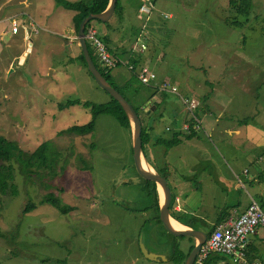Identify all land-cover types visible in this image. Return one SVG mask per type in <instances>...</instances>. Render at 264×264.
I'll list each match as a JSON object with an SVG mask.
<instances>
[{"label":"rangeland","instance_id":"374dc122","mask_svg":"<svg viewBox=\"0 0 264 264\" xmlns=\"http://www.w3.org/2000/svg\"><path fill=\"white\" fill-rule=\"evenodd\" d=\"M141 2L121 0L125 16L115 14L109 23L111 28L94 21L97 36L105 42L111 40L118 55L129 49L142 55V62L158 77L157 85L168 84L179 97L199 103L211 95L214 80L221 71L224 74L223 66L227 67L230 78L225 79L224 85L231 94L222 93L227 101L224 105L229 106L225 121L236 128L239 121L245 122L253 115V120H260L264 128V85H259V81L264 82V65H255V85L246 77V57L264 58V0L252 1L247 22L230 10L228 0H152L154 8L145 13L140 12ZM73 16L74 12L56 5L55 0H0V136L19 144L26 152L52 141L63 158H69L66 171L52 180L41 173L27 182L19 164L14 163V184L19 194L0 195V231L17 232L18 236L9 241L0 238V264H173L169 258L174 245L186 252L189 239L172 236L159 222V214L146 210L153 201L136 171L131 131L122 128L113 117L101 116L90 136L57 137L68 128L84 126L92 120L90 110L73 107L60 112L58 105L75 100L99 106L112 102L84 65L74 60L81 50ZM236 17L241 27L230 24ZM12 19L18 20L19 33L13 32ZM31 23L39 29L38 33H32ZM130 25H137L140 32L146 26L139 42L145 43L146 51L141 53L135 48L136 35L134 28L129 31ZM26 29L33 38L31 47ZM232 58L233 65L226 63ZM130 74L127 66L115 68V86L139 108L140 101L124 91ZM233 79H237L234 86ZM258 86L260 89L256 90ZM135 90L150 94L141 86ZM179 97L167 98L150 118L140 111L144 126L153 124L154 142L158 138L171 140L172 134L166 129L178 130L186 121V108ZM199 115L203 117L204 113ZM190 118L188 115V121ZM220 142L218 135L210 138L205 132L197 133L192 141L172 149L167 158L156 156V164L166 167L172 194H176L175 180L202 167L207 173L199 176L204 183L195 203L199 205L201 198L213 201L222 191L219 175L228 171L235 179L230 171V166H235L231 156L242 157L250 169H259L255 147L247 151L237 144L227 146ZM76 154L88 159L92 169H77ZM242 167L243 164L241 170ZM261 174L259 183L244 182L238 195L243 203L253 198L264 212V170ZM47 193H54L73 210L62 215L41 204ZM28 203H34L36 208L23 215ZM141 241L150 253L168 261L146 259Z\"/></svg>","mask_w":264,"mask_h":264},{"label":"trees","instance_id":"16d2710c","mask_svg":"<svg viewBox=\"0 0 264 264\" xmlns=\"http://www.w3.org/2000/svg\"><path fill=\"white\" fill-rule=\"evenodd\" d=\"M252 1L253 0H228L229 2V7L230 10L238 17H244L245 21H248V16L250 15V10L252 6ZM56 5L63 7L66 10L74 12L73 16V21H74V27H75V34L77 35V29L78 26L83 18L88 16L90 13L93 14H100L102 12H105L110 3L111 0H79L77 2H68L65 0H55ZM142 2L140 4L139 9L142 6ZM123 11H125L124 7L121 5V0H118L117 2V8L115 14H123ZM238 17L235 18L230 24L232 26L236 27H241L242 23L238 21ZM96 21L98 23H101L98 20H93L86 24L85 29H84V34L88 35V33L94 29L96 32L97 36V31L96 29L92 26V23ZM228 23V21H227ZM109 24V23H106ZM110 25V24H109ZM111 28V25L109 26ZM143 28L141 29L142 32ZM134 32L136 35V40L138 39V36L141 35L140 29L134 27ZM97 38L102 41L103 43L106 44L108 47L109 51L112 54V57L114 59H117L116 57H119L118 62L116 64V68H120L125 66L122 61L128 60L129 64H132L134 68L130 70L128 67L129 72H131V77L130 79L125 83L124 85V91H128L131 94V98L134 100L140 101V107L136 108L132 105V103L128 100L127 96L123 91H120L116 86L114 82V77H113V70L115 68H110L107 66H104L101 61L99 56L97 55L96 51L90 44L89 40H86V44H88L90 55L92 56L97 68L103 75L105 79L109 81V83L112 85L114 89H116L127 101L128 103L134 108L136 113L138 114L140 118V111L142 110L144 115L147 117H152L148 114H146L144 107L148 103H153L158 109L161 107V104L158 105L154 102V98L157 95V90L154 87V85L157 82V79L150 84V86H145L143 85L139 80H138V70L141 66L144 64L142 63V58L140 54H133L132 49H129L127 52L124 53V55H127V58H123L124 55H118L112 47H111V40H108L107 42L103 41L102 38ZM109 39V36H107ZM112 43V42H111ZM125 59V60H124ZM78 62L82 63L84 65V68L88 70V67H86V63L84 61L82 53L79 54L75 59ZM89 72V70H88ZM89 75L91 76L90 72ZM93 79V77L91 76ZM94 80V79H93ZM136 86H141L145 88L146 92H150L149 95L143 94L140 90H135ZM166 93V92H164ZM169 93V92H168ZM108 94V93H107ZM172 94V93H170ZM179 97L178 95H176ZM181 97H179L180 99ZM187 99V98H184ZM190 100V99H189ZM181 102V101H180ZM203 101L201 103V107L195 111V117L199 119V114L201 111H203ZM184 106V105H183ZM73 107H81L85 110H90L92 114V120L89 124H86L84 126H74L71 128H68L65 131H62L57 134L58 138L62 137H76V138H82L86 136H90L95 132L96 129V121L99 117L101 116H111L113 117L118 124L127 130L131 131L130 127V122L127 119L126 114L124 113L123 109L119 105L118 102L112 99V102L109 103L108 105H95L92 103L88 102H80L78 100L75 101H67L64 105H58L57 110L62 112L66 109L73 108ZM185 107V106H184ZM186 108V107H185ZM187 114L191 117L190 112L186 108ZM191 119V118H190ZM141 120V118H140ZM200 120V119H199ZM142 125H143V150L145 152L147 160L151 163V165L154 167V169L162 176L167 178L168 176L166 175V167L165 169H162L161 166L156 164V158L159 156L166 157L169 151L172 149L180 146L183 144L185 141H192L198 132L193 130V125L191 124V129L189 134L183 135L185 132L183 130V126L188 124L189 122L191 123L192 121H187L185 124L181 125L180 128L176 129H166V132H170L172 134V139L171 140H164L162 138L157 139L153 143L152 139V133L154 132V127L152 124L149 126L145 125L143 121L141 120ZM189 123V124H190ZM201 125V124H200ZM152 126V127H151ZM153 144V145H152ZM160 149L162 150V153H160ZM72 153V151H71ZM157 156V157H156ZM69 158H63L62 153L59 151L58 147L55 146V144L52 141H47L43 143L42 145H39L36 150L33 152H26L23 151L19 144L15 142L8 141L6 138L0 136V195H11L13 197L18 196L19 191L18 187L14 184L15 181V166L14 163L17 162L20 167V173L23 177H25L26 181H31L33 175H39L41 173H46L49 179H54L57 176L63 174L66 171V167L69 163ZM75 159L79 162L77 165V169L80 171H88L92 169V165L88 162V159L84 158L81 154H76ZM247 171H245L246 173ZM145 190L147 192V195L151 200L153 201L151 206L148 207L146 210H154L156 213L159 214L160 212V196L159 192L157 189V186L155 183L150 182V181H145ZM176 202V196L173 194V203L171 209L174 207V204ZM41 204H47L56 210H58L62 215H66L70 213L73 208L67 205L62 204L60 198L56 196L54 193H47L42 200L40 201ZM36 208V205L34 203H28L27 206L25 207L23 211V215H26L27 213L31 212ZM262 209V207H261ZM158 220L160 221V217L158 216ZM176 220H178L181 224H184L181 222L179 217H176ZM162 224V223H161ZM221 225V223H217L212 229L209 230L208 236L212 234V232ZM16 237L18 236L17 232H11V233H3L0 231V238L9 241L10 237ZM179 238V237H177ZM184 238V237H181ZM188 238V237H187ZM188 246L186 247V252L183 250L179 249L177 245H174V253L170 257V261L173 262V264H184L186 261L187 257L191 253V251L194 249V239L193 238H188ZM249 246V245H248ZM248 249V247H247ZM246 249V251H247ZM222 255V254H220ZM212 256V255H211ZM210 256V257H211ZM225 256V255H224ZM209 257V258H210ZM228 257V256H227ZM209 260V259H208ZM208 260L206 261V264H208ZM57 264H61V262L56 261Z\"/></svg>","mask_w":264,"mask_h":264},{"label":"crops","instance_id":"0c3cea01","mask_svg":"<svg viewBox=\"0 0 264 264\" xmlns=\"http://www.w3.org/2000/svg\"><path fill=\"white\" fill-rule=\"evenodd\" d=\"M125 13L126 12L123 11L124 16ZM133 26L130 25L129 31L134 28ZM135 26L136 28H138L137 25ZM246 59L247 62L249 61L246 66L247 80H249L252 85H255L257 83L253 79L254 72L257 69L255 65L257 64L259 67H263L264 58L246 57ZM234 60L235 58H232L226 63L233 65ZM240 60H242V62H245L244 58H240ZM143 64L146 65L145 63ZM241 67L243 68L244 66ZM223 70L224 74L223 71H221L220 76H218L214 80L215 87L211 95L205 97L202 100L204 104L203 111L201 113H204V115L203 117H200L199 115V121L201 125L198 133L205 132L206 135H208V137L210 138L214 137V135H218L221 139L220 143H222V145L234 146L237 144L247 151H252L251 147H255L258 151V154H256V158L257 162L259 163V169L257 171L255 169H250L249 166L245 165L242 162V157L231 156L235 166H230V171L232 176L236 180L231 177L228 171H226L225 173H221L217 180L218 184L222 187L221 194L218 195L216 199L210 202H207L206 199L201 198L199 205L195 203V197L200 196V192L202 191L201 183H204L203 180L199 179V176L205 175L207 173L206 170L200 167V169H198L196 172H191L188 174V176L181 177L179 181L175 180L174 190L176 193V202L174 204V207L171 209V220L174 226L179 230L190 228L208 232L219 222L221 224H225L233 219H236L239 215L244 213L251 199L250 198L249 201L243 203L240 196L238 195V191H240V189L244 187V182L254 184L259 183L262 179L261 173L264 170V128L261 127L260 120H253V115H251V118L245 119V122L239 121L236 128L232 125V123H228L225 121L226 109H228L229 106L224 105V103H226L227 101L226 96H224L223 94L230 95L231 90H229V92L226 91L224 85L225 79L230 78H227V72L229 71V69L223 66ZM233 81L234 82L232 83V86H234V83L237 81V79H233ZM259 82H261L259 84L260 86L264 85L263 81ZM164 85L165 83H163L162 86L157 85V83L154 85L157 90V95L154 98V102L158 105L161 104V107L164 105V102L167 98L173 96L168 92L164 93L161 91V88ZM259 89L260 88L258 86L256 90ZM144 109L146 114L150 116L155 115V113L158 111V108L153 103H148L144 107ZM149 110L150 112H148ZM186 117L187 118L185 119L186 121L184 122V124L188 121V114H186ZM226 135L229 136V138H226ZM168 154L166 155V158ZM242 164L243 167L241 170ZM233 169H236L237 171L241 170V173L235 172ZM245 171L247 172L245 173ZM176 217H179L181 222H183L184 224H181L178 220H176ZM175 223L179 224L181 227L178 228ZM263 256L264 230L259 229L257 233L250 238L249 246L245 253L246 264H264ZM208 264H241V261L236 260L232 257L212 255L208 260Z\"/></svg>","mask_w":264,"mask_h":264},{"label":"built area","instance_id":"2783aa9c","mask_svg":"<svg viewBox=\"0 0 264 264\" xmlns=\"http://www.w3.org/2000/svg\"><path fill=\"white\" fill-rule=\"evenodd\" d=\"M154 8L152 0H143V5L140 8V12H149ZM12 28L14 33L19 32V22L17 19L11 20ZM32 33H38L39 29L34 23L30 24ZM143 29H147L143 26ZM86 40L90 41V44L96 51L100 58L101 63L104 66L110 68H116L118 62L117 59L112 57L111 52L105 43L100 41L94 30H91L88 35H85ZM142 40V34L136 40L135 48L140 49L141 53L147 50L145 43L139 44ZM122 63L127 66L130 70L134 68L133 65L129 63ZM157 79L154 72L143 65L138 70V80L145 86H150L152 82ZM162 92H169L173 95H177L176 89L171 88L170 85L165 84L161 88ZM181 104H183L191 114L192 121L190 124L183 126V130L186 134H189L191 129V124L193 125V130L198 132L200 129V121L195 117V111L201 107V103L196 100H189L180 98ZM259 229L264 230V212L259 206V204L254 200L250 199V203L245 209L244 213L239 215L236 219L231 220L228 223L221 224L208 236L207 241L202 245L201 251L197 256L195 264H206V261L213 254H222L228 257H232L236 260H240L241 264H246L245 253L249 245L250 238L254 236Z\"/></svg>","mask_w":264,"mask_h":264},{"label":"water","instance_id":"95a60500","mask_svg":"<svg viewBox=\"0 0 264 264\" xmlns=\"http://www.w3.org/2000/svg\"><path fill=\"white\" fill-rule=\"evenodd\" d=\"M118 0H111V3L108 9L105 12L100 14H93L90 13L88 16L83 18L78 26L77 29V41L78 46L81 50L83 55L84 61L86 63V67L93 77L96 85L101 89L103 92L108 93L113 100L119 103L121 108L123 109L124 113L127 116V119L130 122L131 127V135H132V142H133V157H134V164L136 167V171L138 175L145 181H150L156 184L158 192L162 191L163 193V200L161 199L160 195V212L159 217L160 221L165 228V230L170 233L174 237H188L194 239V249L191 251L189 256L187 257L184 264H195L197 256L199 255L202 245L207 241L208 232L196 229H185V230H177L172 224L171 220V207L173 203V194L171 188L168 184L167 178L160 175L151 163L147 160L145 152L143 150V125L142 122L134 110V108L128 103V101L116 90L112 87L107 79L103 77L99 69L97 68L92 56L90 55L88 44H86V37L84 34V29L86 24L93 20H98L102 23H110L113 19L116 8H117ZM26 39L30 40L29 46H32V40L29 36V32L26 29ZM31 50L29 49L28 52ZM25 58L23 57L21 63H23ZM146 164L151 167V170L146 169ZM196 242V243H195ZM141 250L146 259L153 261V262H161V261H168V259L162 255L150 253L144 243L141 241L140 243Z\"/></svg>","mask_w":264,"mask_h":264},{"label":"bare ground","instance_id":"6f19581e","mask_svg":"<svg viewBox=\"0 0 264 264\" xmlns=\"http://www.w3.org/2000/svg\"><path fill=\"white\" fill-rule=\"evenodd\" d=\"M145 166H146V169H147V170H151V167H150L148 164H146ZM160 193H161L160 195L162 196L161 199L163 200V193H162V191H161ZM172 224H173V223H172ZM175 225H176L178 228L181 227V226H180L179 224H177V223H175ZM173 226H174V224H173ZM174 227H175V226H174ZM175 229H177V228L175 227ZM177 230H179V229H177Z\"/></svg>","mask_w":264,"mask_h":264},{"label":"flooded vegetation","instance_id":"af4514ba","mask_svg":"<svg viewBox=\"0 0 264 264\" xmlns=\"http://www.w3.org/2000/svg\"><path fill=\"white\" fill-rule=\"evenodd\" d=\"M208 233H209V231H208Z\"/></svg>","mask_w":264,"mask_h":264}]
</instances>
